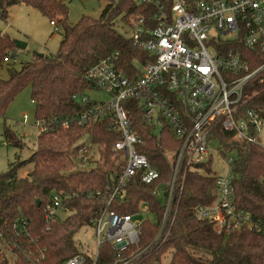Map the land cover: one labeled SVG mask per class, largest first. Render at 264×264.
I'll use <instances>...</instances> for the list:
<instances>
[{
  "label": "trees",
  "instance_id": "16d2710c",
  "mask_svg": "<svg viewBox=\"0 0 264 264\" xmlns=\"http://www.w3.org/2000/svg\"><path fill=\"white\" fill-rule=\"evenodd\" d=\"M19 3L38 9L49 22H54L62 36L55 53H35L19 69L9 68L7 78H0L2 117L15 95L27 86L35 118L80 112L88 103L75 101L72 95L89 87L84 78L89 66L118 49V66L122 70L130 67L135 48L114 27V18L120 15L125 24L132 15L148 16L154 11L152 6L137 0H108L98 18L82 16L69 24L67 7L61 0H0V19L6 18L10 6ZM16 47L14 40L0 30V59L7 49ZM249 61L252 69L262 60L257 57ZM243 99L264 119V69L247 82ZM125 108L140 134L136 148L147 156L159 176L144 183L138 172L125 185L124 195L108 207L125 214L135 213L140 202L148 204L155 221L145 219L140 225L138 243L144 245L152 238L162 214V201L154 190L168 184L173 164L170 155L176 150L177 141L166 126L157 135L154 126L146 123L130 101ZM3 134L8 142L20 144L8 128ZM83 135L96 146L97 157L90 166L83 165L91 160L83 159V144L77 143ZM227 136L228 132L221 130V137ZM117 139L116 131L103 120L59 126L39 132L35 150L0 172V264H62L82 252L75 233L90 225V220L105 208L103 200L86 192L114 182L119 171L113 151ZM223 149L222 155L231 150L237 153L232 159L234 202L250 214L252 225L222 234L215 231L211 221L195 217L197 205L210 203L215 195V175L207 160L187 172L183 191L175 199L176 217L167 242L156 251L136 255L129 264H150L167 251L168 264H264V146L259 141L243 140L225 143ZM26 163H32V169L18 176V168ZM59 192L70 195L62 204L68 214L63 219H47L45 209L51 196ZM133 249L123 251L118 258L108 243L101 244L98 262L120 264Z\"/></svg>",
  "mask_w": 264,
  "mask_h": 264
},
{
  "label": "built area",
  "instance_id": "2783aa9c",
  "mask_svg": "<svg viewBox=\"0 0 264 264\" xmlns=\"http://www.w3.org/2000/svg\"><path fill=\"white\" fill-rule=\"evenodd\" d=\"M170 1V2H169ZM154 8L148 16L129 17L130 32H120L135 48L129 69H121L120 50L111 51L89 66L84 78L89 82L83 92L72 98L88 103L80 112L35 118L38 132H48L71 123L106 121L118 134L113 151L119 171L112 185L86 193L99 197L105 208L93 219L95 246L92 251L76 253L62 264H100L101 244L108 243L120 254L134 248L120 264H129L136 255L156 251L169 238L176 217L175 199L180 196L187 172L210 159V150L222 154L230 142L258 141L264 119L243 99L247 82L264 69V0H137ZM54 28L53 21L50 22ZM13 57L7 49L3 60ZM260 58L250 69L249 60ZM102 89L111 99L91 100L86 92ZM134 104L140 116L159 135L168 127L177 141L170 155L173 162L166 187L155 188L163 205L150 240L139 245L143 212L152 213L146 202L138 204L135 213L121 214L109 209L110 203L124 195L125 185L138 172L144 183H151L159 173L136 144L140 134L132 125L126 102ZM125 105V106H124ZM128 106V105H127ZM24 121L26 115H23ZM221 130L228 132L221 137ZM87 160L88 146L82 147ZM226 154V153H225ZM232 159H227L228 173L215 176V195L208 204L195 208V217L209 220L216 232L228 234L242 226H251L250 214L236 207L232 190ZM70 195L54 193L46 207L47 219ZM120 260V259H119Z\"/></svg>",
  "mask_w": 264,
  "mask_h": 264
},
{
  "label": "rangeland",
  "instance_id": "374dc122",
  "mask_svg": "<svg viewBox=\"0 0 264 264\" xmlns=\"http://www.w3.org/2000/svg\"><path fill=\"white\" fill-rule=\"evenodd\" d=\"M67 7V22L74 24L82 16L98 18L102 9L108 0H61ZM117 1V0H114ZM126 23V22H125ZM114 27L119 32L129 33L128 24L121 23L120 15L114 18ZM0 30L6 32L14 41H21L24 47H16L13 51V57L8 60L0 59V78H7L9 68L19 69L22 62L29 60L33 54L55 53L57 51L61 30L49 22V19L38 9L24 3L14 4L8 8L7 16L4 20L0 19ZM91 100L107 102L111 99L110 95L102 89H92L86 92ZM23 115H26L24 121ZM34 103L29 96V87L23 88L18 92L8 105L5 116H0V172L7 169L14 160L26 159L36 147V138L38 136V127L34 122ZM8 128L20 139L19 145H14L5 139L4 128ZM258 141L264 145V124L258 132ZM88 146V157L91 163L84 162V166H90L97 157L96 146L91 144L86 135L77 140ZM210 168L211 172L217 177H224L228 173V157H236L234 150L226 152L225 155L219 153L213 146L210 150ZM32 163L21 165L17 170L18 176H24L27 170H31ZM68 214L64 208H59L56 215L63 219ZM139 218L148 217L155 221L154 215L143 212L138 215ZM79 249L92 251L95 246L94 229L90 225L81 227L74 235ZM170 253L160 256L159 260H153L150 264H168Z\"/></svg>",
  "mask_w": 264,
  "mask_h": 264
},
{
  "label": "water",
  "instance_id": "95a60500",
  "mask_svg": "<svg viewBox=\"0 0 264 264\" xmlns=\"http://www.w3.org/2000/svg\"><path fill=\"white\" fill-rule=\"evenodd\" d=\"M15 42V44L18 46V47H24V43L23 42H21V41H14ZM37 203H38V201H37Z\"/></svg>",
  "mask_w": 264,
  "mask_h": 264
},
{
  "label": "crops",
  "instance_id": "0c3cea01",
  "mask_svg": "<svg viewBox=\"0 0 264 264\" xmlns=\"http://www.w3.org/2000/svg\"><path fill=\"white\" fill-rule=\"evenodd\" d=\"M264 146V145H263Z\"/></svg>",
  "mask_w": 264,
  "mask_h": 264
}]
</instances>
